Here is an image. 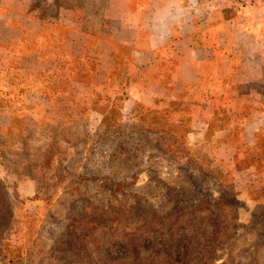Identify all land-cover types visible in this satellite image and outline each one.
Returning a JSON list of instances; mask_svg holds the SVG:
<instances>
[{"label":"rangeland","instance_id":"obj_1","mask_svg":"<svg viewBox=\"0 0 264 264\" xmlns=\"http://www.w3.org/2000/svg\"><path fill=\"white\" fill-rule=\"evenodd\" d=\"M10 1L21 10L26 0ZM31 3L41 17L55 8ZM11 39L0 26V264H264L262 132L254 151L238 142L244 155L219 163L191 144L179 105L101 97L80 101L76 121L37 118L31 85L61 81L30 74L37 65L13 58L23 46ZM252 87L264 93L258 82L242 89ZM252 165L258 183L242 194L236 183Z\"/></svg>","mask_w":264,"mask_h":264},{"label":"crops","instance_id":"obj_2","mask_svg":"<svg viewBox=\"0 0 264 264\" xmlns=\"http://www.w3.org/2000/svg\"><path fill=\"white\" fill-rule=\"evenodd\" d=\"M46 2V7L55 8H46L42 17L39 8L31 10V0L23 1L21 10L9 9L10 0H1L0 7L8 18H2L5 24L0 26L12 31L13 44L23 46L12 57L34 62L37 66L30 74L43 71L60 78L58 87L31 85L37 118L40 114L51 123L64 118L76 121L80 101L93 92L111 99L125 92V105L187 108L192 125L188 139L213 150L219 163L230 155H244L238 142L245 144L244 151L255 150V140L264 134V93L242 87L264 84V3L58 0L59 5L53 6L55 0ZM161 16L166 27L157 22ZM106 81L111 82L107 87ZM40 94L46 100L35 98L41 99ZM223 114L227 120L215 125ZM241 173L245 175L236 187L244 194L248 183H258L257 168L248 166Z\"/></svg>","mask_w":264,"mask_h":264},{"label":"trees","instance_id":"obj_3","mask_svg":"<svg viewBox=\"0 0 264 264\" xmlns=\"http://www.w3.org/2000/svg\"><path fill=\"white\" fill-rule=\"evenodd\" d=\"M101 97L106 99L107 102H113L116 99H118V101H123L124 97H125V92L119 93V95H117L114 99L108 98V96L102 92H93V94L91 95V97L88 100L92 101V99L94 100L95 98L98 99ZM111 107H112V105H111Z\"/></svg>","mask_w":264,"mask_h":264},{"label":"clouds","instance_id":"obj_4","mask_svg":"<svg viewBox=\"0 0 264 264\" xmlns=\"http://www.w3.org/2000/svg\"><path fill=\"white\" fill-rule=\"evenodd\" d=\"M165 20L166 18L161 16L160 19L157 21L158 24L161 26V27H166V23H165Z\"/></svg>","mask_w":264,"mask_h":264},{"label":"built area","instance_id":"obj_5","mask_svg":"<svg viewBox=\"0 0 264 264\" xmlns=\"http://www.w3.org/2000/svg\"><path fill=\"white\" fill-rule=\"evenodd\" d=\"M249 4L264 3V0H246Z\"/></svg>","mask_w":264,"mask_h":264}]
</instances>
